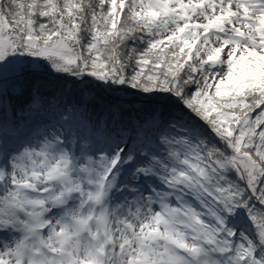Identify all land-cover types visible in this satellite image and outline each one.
I'll use <instances>...</instances> for the list:
<instances>
[{"label":"snow or ice","instance_id":"snow-or-ice-1","mask_svg":"<svg viewBox=\"0 0 264 264\" xmlns=\"http://www.w3.org/2000/svg\"><path fill=\"white\" fill-rule=\"evenodd\" d=\"M0 264H264V0H0Z\"/></svg>","mask_w":264,"mask_h":264},{"label":"trees","instance_id":"trees-1","mask_svg":"<svg viewBox=\"0 0 264 264\" xmlns=\"http://www.w3.org/2000/svg\"><path fill=\"white\" fill-rule=\"evenodd\" d=\"M62 86H64L63 81H57L53 77H48L47 86L43 89L45 100H49L50 99V93L54 92L57 89V87H62ZM67 87L72 88V85L68 84ZM121 94H110V93L101 91L99 89H95V90L91 91L90 95L86 94L85 99H91V97H96L97 100H99L100 97L107 99V98H109L110 95H121ZM122 97L124 99L130 100V101H134L136 99L135 97H131V96H123V94H122ZM70 98L74 101L79 100L80 99L79 90L78 89L74 90V92L70 96ZM27 99H28V97L25 96V97L21 98L19 101H17V103L18 104L26 103ZM136 107H140V105L136 104ZM91 110H93L98 115L101 114V108H100L99 104H93L91 106ZM52 115H54V113H52V112L41 113L40 116H37L35 118L33 123L39 124L40 121H43V119H48L49 117H52Z\"/></svg>","mask_w":264,"mask_h":264},{"label":"rangeland","instance_id":"rangeland-1","mask_svg":"<svg viewBox=\"0 0 264 264\" xmlns=\"http://www.w3.org/2000/svg\"><path fill=\"white\" fill-rule=\"evenodd\" d=\"M121 96H122V94H121ZM55 118H56L55 116H52V117L48 118V120L43 121L41 124H43L44 122H47L48 124H50V122H55ZM33 126L37 127V128H42V127H40L39 124H35V123H33Z\"/></svg>","mask_w":264,"mask_h":264}]
</instances>
